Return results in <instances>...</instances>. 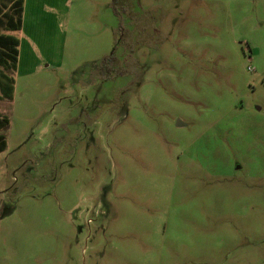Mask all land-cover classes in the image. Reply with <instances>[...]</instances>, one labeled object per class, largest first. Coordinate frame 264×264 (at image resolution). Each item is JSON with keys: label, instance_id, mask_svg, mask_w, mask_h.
Segmentation results:
<instances>
[{"label": "rangeland", "instance_id": "rangeland-1", "mask_svg": "<svg viewBox=\"0 0 264 264\" xmlns=\"http://www.w3.org/2000/svg\"><path fill=\"white\" fill-rule=\"evenodd\" d=\"M12 20L0 264H264V0Z\"/></svg>", "mask_w": 264, "mask_h": 264}, {"label": "trees", "instance_id": "trees-1", "mask_svg": "<svg viewBox=\"0 0 264 264\" xmlns=\"http://www.w3.org/2000/svg\"><path fill=\"white\" fill-rule=\"evenodd\" d=\"M112 1L116 7V4H118L120 0H112ZM4 8H7V10H5ZM22 11H23V0H0V17H4L8 21V23L9 22L11 23V24L9 23L10 28L11 27L14 28L15 25V23H13L12 20L14 15L17 17V23L18 24L21 23ZM18 45H19V39L16 36L0 33V46L5 47L7 49V57H6L7 62L10 60L17 61V57L19 54ZM7 79L10 82V88H12V84H11L12 79L9 77ZM8 124H9V118L7 116L0 115V129L6 127ZM6 145H7L6 137L3 133H1L0 151L5 149Z\"/></svg>", "mask_w": 264, "mask_h": 264}, {"label": "crops", "instance_id": "crops-1", "mask_svg": "<svg viewBox=\"0 0 264 264\" xmlns=\"http://www.w3.org/2000/svg\"><path fill=\"white\" fill-rule=\"evenodd\" d=\"M4 9L6 10V8H4ZM1 20H3V22L5 21V23H2ZM4 24H5V26H4ZM9 25L10 24L8 23V21L4 17H0V33L14 35V34L9 33L10 32V26ZM6 57H7V49L5 47L0 46V82H1V79L5 78V76H6V74L4 73V65L7 63ZM0 99H1V97H0ZM2 129H0V134L2 133L1 132Z\"/></svg>", "mask_w": 264, "mask_h": 264}]
</instances>
